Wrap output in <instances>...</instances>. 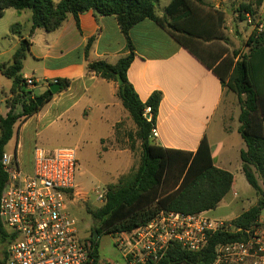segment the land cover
<instances>
[{
    "label": "trees",
    "instance_id": "16d2710c",
    "mask_svg": "<svg viewBox=\"0 0 264 264\" xmlns=\"http://www.w3.org/2000/svg\"><path fill=\"white\" fill-rule=\"evenodd\" d=\"M262 3L263 0L241 1L237 8L239 20L245 21L247 13L256 16ZM157 4L158 0H0V18L9 9L32 12V36L37 29L55 32L70 16L78 21L80 14L93 11L98 16H115L127 41L130 54L116 64L105 61L88 64L89 72L118 83L117 96L136 125L135 139L140 146L139 161L117 184L108 186L105 204L97 210H87L97 225L89 239L94 247L95 264H105L99 255L102 233L114 237L132 232L153 221L161 212L194 216L215 210L231 192L234 183L230 172L216 167L207 137L196 152L161 147L153 140L152 129L156 125L162 93L155 92L143 102L128 79V70L134 60L130 30L146 19L169 31L237 96L241 106L239 132L246 144L241 152L243 172L258 196L255 206L232 221L241 232H210L207 245L198 252L172 243L161 259L150 264H215L217 246L246 242L248 235L244 230L257 224L264 213V189L260 184L261 181L264 186V29L251 33L246 42L247 52L230 53L223 11L204 0H172L161 17L157 14ZM14 29L15 26L12 31ZM93 42L94 38L89 40L86 55ZM30 46L28 40H22L12 62L0 63L1 73L13 82L9 92L12 97L7 99L9 111L5 116L0 115V201L8 182L2 159L16 125L37 114L54 97L50 89L34 95L22 77ZM56 83L60 85L58 93L67 91L71 85L69 80L62 79ZM7 95L0 90V99ZM39 99H42L41 106ZM19 106L21 112H17ZM147 107L152 109L151 121L145 117ZM132 138L130 135L129 139ZM132 143L130 148L135 151V142ZM1 235L0 245L6 239L2 229ZM3 254L5 250L0 252V262Z\"/></svg>",
    "mask_w": 264,
    "mask_h": 264
},
{
    "label": "crops",
    "instance_id": "0c3cea01",
    "mask_svg": "<svg viewBox=\"0 0 264 264\" xmlns=\"http://www.w3.org/2000/svg\"><path fill=\"white\" fill-rule=\"evenodd\" d=\"M171 1H167L164 10ZM204 1L225 13L226 25L236 27L242 24L237 20L239 3L250 0ZM157 14L162 17L164 12L157 11ZM258 15L264 18V0ZM31 28V11H6L0 18V63H11L22 40H28L31 46L24 60L22 77L36 80L32 88L34 95L45 93L58 79L69 80L71 85L67 91L54 95L37 114L18 122L15 127V132L18 127L17 148L14 154L5 149V154L14 156L26 172L32 173L34 149L41 133L67 118L82 122L101 144V150L105 149L103 158L110 180L129 174L139 161L140 152L138 145L135 151L128 145L118 147L119 142L129 141L117 131L118 124L128 113L117 96L118 83L88 70L89 63L116 64L130 54L117 18L88 11L80 14L78 21L70 16L52 33L37 29L32 36ZM92 38L94 42L86 55L85 48ZM130 38L134 46V60L128 70L130 83L143 102L155 92L162 93L155 143L165 148L196 152L207 137L216 167L234 176L231 190L234 192L237 177H245L241 152L246 149L239 132L241 106L235 105L237 96L155 21L146 19L135 25L130 30ZM12 84V80L0 71V90L8 94L0 99V115L5 116L9 111L7 99L12 97L9 94ZM38 88H42L40 94L36 93ZM31 132H36L37 139L33 146L27 147ZM108 182L102 186H107ZM260 184L264 189L261 181ZM234 194L238 196L237 192ZM212 211L201 215L208 217Z\"/></svg>",
    "mask_w": 264,
    "mask_h": 264
},
{
    "label": "built area",
    "instance_id": "2783aa9c",
    "mask_svg": "<svg viewBox=\"0 0 264 264\" xmlns=\"http://www.w3.org/2000/svg\"><path fill=\"white\" fill-rule=\"evenodd\" d=\"M244 16L252 25L253 16L248 13ZM258 30L261 32L263 26ZM25 81L29 89L36 86L32 77ZM145 117L152 120L151 107L146 108ZM152 138H158L156 126L152 129ZM2 165L8 182L0 201V238L1 229L6 233L5 242L0 245V252L5 247L0 264H95L93 244L81 235L79 219L72 209L89 197L101 208L108 187L101 185L90 192L80 187L76 148L37 146L32 173L26 172L18 160L8 154L3 155ZM232 221L201 214L161 212L147 225L114 237L125 264H150L161 259L172 243L198 252L207 245L210 232H241ZM244 232L248 235L246 242L217 246L215 264L229 258L241 263L254 247L261 246L264 216ZM260 251H264L262 246Z\"/></svg>",
    "mask_w": 264,
    "mask_h": 264
},
{
    "label": "rangeland",
    "instance_id": "374dc122",
    "mask_svg": "<svg viewBox=\"0 0 264 264\" xmlns=\"http://www.w3.org/2000/svg\"><path fill=\"white\" fill-rule=\"evenodd\" d=\"M168 0H160L158 4L157 11L159 14L164 12V7L167 4ZM253 16V24L250 25L247 20L240 21L237 17V20L242 22L241 25L233 27L232 24L225 25L227 41L226 45L228 46L230 53L235 51H240L241 54L247 52L248 47L246 42L252 32L260 33L258 30L259 26L262 25L264 29V18L260 17L257 13L256 16ZM42 88L36 89V93L40 94ZM235 105L240 108V103L236 97ZM17 112H21V107H18ZM127 117L121 121L117 126V131L119 136H124L129 138L131 135L132 140L129 139L127 143L119 142L118 147H124L125 145H132V142H135V148L137 146V141L135 139V132L137 130L135 123L131 119L128 113ZM23 120L20 121L22 123ZM17 130L16 128L15 136L10 141L6 147L7 153L14 154L17 148ZM38 130H42L39 129ZM30 139L27 140L26 146L30 144L34 145L36 141V132H31ZM40 141L38 143L39 147L47 149H56L59 147H71L76 148L79 159V172L77 175V181L80 184V187L84 191L90 192L92 189L101 186L105 183L107 186L111 184H117L119 178L110 180L108 174V165L104 160V150H101V144L95 140L94 135H90L89 130L84 127L82 122L76 123L74 120H68L63 118L61 121H58L51 128L42 132L40 135ZM139 146V145H138ZM140 150V146L139 149ZM122 177V176H121ZM120 177V178H121ZM129 180H126V184ZM90 190V191H89ZM234 192H237L238 196L236 197ZM234 192H231L225 200L209 214L211 219H223V220H234L240 216L246 210H249L255 206L258 202V196L255 190L249 185L246 178L237 177L236 184L234 187ZM100 208V205L95 202V199L89 197L87 201H80L77 207H73L72 213L79 219V226L81 230V235L90 239L92 233L95 231L97 225L87 212L88 209L97 210ZM100 242V259L105 262V264H125L122 257V252L116 246L115 237L109 234L102 233L99 238ZM261 246L264 248V241L261 243ZM261 246H256L251 250L250 256L245 258L243 262L238 263L233 258L222 259L218 264H264V251H260ZM5 247H2V251Z\"/></svg>",
    "mask_w": 264,
    "mask_h": 264
},
{
    "label": "water",
    "instance_id": "95a60500",
    "mask_svg": "<svg viewBox=\"0 0 264 264\" xmlns=\"http://www.w3.org/2000/svg\"><path fill=\"white\" fill-rule=\"evenodd\" d=\"M50 90L51 92L56 95L58 94L59 90H60V85L57 84L56 82L50 86ZM38 104L41 106L42 105V99H39ZM97 235V232H95V236Z\"/></svg>",
    "mask_w": 264,
    "mask_h": 264
}]
</instances>
